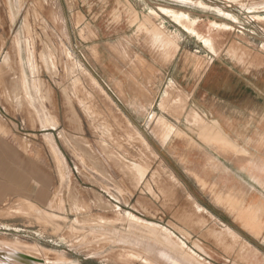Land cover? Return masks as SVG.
<instances>
[{"label": "rangeland", "instance_id": "1", "mask_svg": "<svg viewBox=\"0 0 264 264\" xmlns=\"http://www.w3.org/2000/svg\"><path fill=\"white\" fill-rule=\"evenodd\" d=\"M231 50L264 51V0H0V108L62 211L4 204L0 240L55 264H264V226L219 222L247 211L214 166L241 171L198 153L188 97Z\"/></svg>", "mask_w": 264, "mask_h": 264}, {"label": "crops", "instance_id": "2", "mask_svg": "<svg viewBox=\"0 0 264 264\" xmlns=\"http://www.w3.org/2000/svg\"><path fill=\"white\" fill-rule=\"evenodd\" d=\"M172 45L179 49L178 41L173 40ZM188 97L195 110L194 122L198 117L206 120L198 124L197 131L208 142L195 140L203 148L198 153L206 160L216 158L218 162L234 163L235 169L241 171L238 175L226 165L214 166L224 172L223 186L219 183L224 198L230 193L245 196L233 199L241 204L245 201L241 208L247 211L240 212L243 219H232L231 224L217 220L227 227L235 224L256 237L252 232L258 234L264 226V51L241 54L231 50L212 57ZM25 139L24 133L10 122L8 113L0 108V207L30 202L35 207L61 213L47 206L57 193L55 175L42 166L40 150L34 144L31 153H26ZM230 172L234 175L226 176ZM199 179L205 180L202 176ZM224 209L229 211L227 206Z\"/></svg>", "mask_w": 264, "mask_h": 264}, {"label": "bare ground", "instance_id": "3", "mask_svg": "<svg viewBox=\"0 0 264 264\" xmlns=\"http://www.w3.org/2000/svg\"><path fill=\"white\" fill-rule=\"evenodd\" d=\"M179 1V0H178ZM183 2V1H182ZM185 2V1H184ZM218 9V8H217ZM216 10V8L214 9ZM157 45V44H155ZM159 46V45H158ZM157 46V47H158ZM156 47V48H157ZM168 47V45H167ZM170 47V46H169ZM172 47V46H171ZM173 48V47H172ZM159 49V47H158ZM172 50V49H171ZM161 51V50H160ZM169 51V50H167ZM124 52V51H123ZM162 52V51H161ZM166 52V51H164ZM173 54V53H172ZM166 56V55H165ZM171 57V56H170ZM145 106V105H144ZM182 112V111H181ZM154 118V117H153ZM163 128V127H162ZM169 135V134H168ZM154 191V190H153ZM155 193V192H154ZM150 231V230H149ZM175 241V240H174ZM178 245H180L178 243ZM27 246H19L17 243L15 244L14 242H9V241H5V240H0V250H3V251H6L8 252L9 254L11 255H14V256H21L23 255L24 257V260L26 261H13V264H55V262L50 259V258H47V257H44L42 255H37L36 253H33L32 251H29L27 250L26 248ZM30 247V246H29ZM34 248V247H33ZM36 249V248H35ZM37 250V249H36ZM35 250V251H36ZM162 255L168 259H170L171 261H173L175 264H181L180 262H178L176 259L162 253ZM160 256V255H159ZM25 257H29L30 259L32 258V260L30 259H27ZM162 258V257H161ZM164 259V258H163ZM165 260V259H164ZM0 264H12V263H4L2 260H0Z\"/></svg>", "mask_w": 264, "mask_h": 264}, {"label": "water", "instance_id": "4", "mask_svg": "<svg viewBox=\"0 0 264 264\" xmlns=\"http://www.w3.org/2000/svg\"><path fill=\"white\" fill-rule=\"evenodd\" d=\"M27 259H30L29 257H25ZM0 260H2L4 263H12L13 264V261H26L24 260V257L23 255L21 256H14V255H11L9 254L8 252L6 251H3V250H0ZM32 260V258L30 259ZM20 264V263H18Z\"/></svg>", "mask_w": 264, "mask_h": 264}]
</instances>
